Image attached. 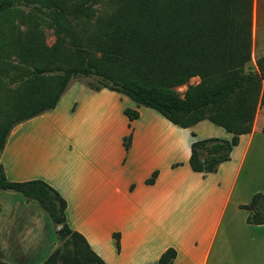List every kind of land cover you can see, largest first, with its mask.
<instances>
[{
  "label": "trees",
  "instance_id": "1",
  "mask_svg": "<svg viewBox=\"0 0 264 264\" xmlns=\"http://www.w3.org/2000/svg\"><path fill=\"white\" fill-rule=\"evenodd\" d=\"M252 26L253 0H0V155L15 126L54 109L70 80L86 76L96 82L90 89L122 93L176 126L208 120L231 133L229 140L190 143V168L216 172L264 104V53L250 64ZM46 29L55 36L51 45ZM195 76L200 81L181 95L176 87ZM123 112L129 121L139 115L129 107ZM130 140L131 132L126 149ZM0 189L38 203L60 226V245L42 264H107L70 228L65 199L46 181H10L0 163ZM240 207L248 211L247 223L264 224V193ZM114 238L119 248V234ZM175 257L168 247L158 264Z\"/></svg>",
  "mask_w": 264,
  "mask_h": 264
},
{
  "label": "crops",
  "instance_id": "2",
  "mask_svg": "<svg viewBox=\"0 0 264 264\" xmlns=\"http://www.w3.org/2000/svg\"><path fill=\"white\" fill-rule=\"evenodd\" d=\"M77 90L73 105L61 106L64 92L54 109L11 130L0 155L8 180L42 179L55 188L66 201L70 228L107 264H158L168 247L176 250L171 264H264V224L247 223L248 211L240 207L264 192V177L253 174L264 166V133L256 118L230 159L203 175L189 166L191 141L229 140L231 133L208 120L178 128L107 88L80 84ZM126 107L138 117L129 121ZM199 126L216 133L200 136ZM175 129L188 136L181 148ZM155 170L154 183L147 184ZM15 193L0 208V261L42 264L51 252L53 223L36 202Z\"/></svg>",
  "mask_w": 264,
  "mask_h": 264
},
{
  "label": "rangeland",
  "instance_id": "3",
  "mask_svg": "<svg viewBox=\"0 0 264 264\" xmlns=\"http://www.w3.org/2000/svg\"><path fill=\"white\" fill-rule=\"evenodd\" d=\"M20 8L24 9L25 11H27L29 9L28 7H25V6H20ZM45 34H46V37H45L46 43L48 45H51L55 40L54 34L49 29L45 30ZM263 53H264V0H253L252 56H251L250 64L252 66H255V59ZM199 81H200V78L198 76L192 77V78H190V80L187 84L176 87V90L181 95H183V93L187 89L188 84H197ZM88 83L96 84V82L93 80V78H90V77H86V76L73 77L69 83V85H71L70 89H69V91L65 92L66 95L64 96V98L61 101V106L63 108H66L69 105H73V103L75 101L73 99L75 98V94L78 93L77 89L80 88V84L87 86ZM262 84L264 86V80H263ZM145 108H147V107H145ZM255 118L257 121V126H259L261 132L264 133L262 131V129L264 128V104L261 105L257 109ZM177 127L179 128V126H177ZM180 128L182 129V127H180ZM175 131L177 133H179L181 136L178 143H177V147L181 148L186 144V142H187L186 138H188V136L184 131H179L178 129L177 130L175 129ZM223 132H225V131L223 130ZM197 133L200 136H204V135H208L210 133H216V132H211L208 128H206L204 126H199V127H197ZM259 145H260V143H259ZM183 154H184L183 151H179V153L177 155L182 157ZM253 174H255L256 176H263L264 177V166H261V168L254 170ZM248 181L252 183L251 173L249 175ZM248 181H246V183H244L245 186L248 187L250 185V187H251L254 185V184L249 183ZM12 193H14V191L0 190V208L8 206V204H7L8 203V201H7L8 195L7 194H12ZM262 193H264V192H262ZM15 194H18L19 196H21L20 193H15ZM36 204L38 205V203H36ZM1 205H2V207H1ZM59 227H60L59 225L52 224V229H50V231L48 232L50 236H48L47 245L49 242V238H51L52 244H51V247L48 248L50 250H47V252L48 251L52 252L58 245H60V241L56 237V230Z\"/></svg>",
  "mask_w": 264,
  "mask_h": 264
}]
</instances>
